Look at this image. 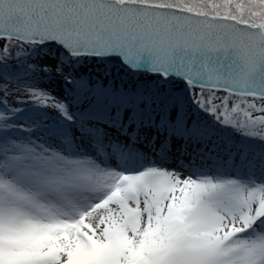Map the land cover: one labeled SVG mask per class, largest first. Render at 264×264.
I'll use <instances>...</instances> for the list:
<instances>
[{
	"label": "snow or ice",
	"instance_id": "snow-or-ice-1",
	"mask_svg": "<svg viewBox=\"0 0 264 264\" xmlns=\"http://www.w3.org/2000/svg\"><path fill=\"white\" fill-rule=\"evenodd\" d=\"M255 125L264 0H0V264H264Z\"/></svg>",
	"mask_w": 264,
	"mask_h": 264
},
{
	"label": "rangeland",
	"instance_id": "rangeland-1",
	"mask_svg": "<svg viewBox=\"0 0 264 264\" xmlns=\"http://www.w3.org/2000/svg\"><path fill=\"white\" fill-rule=\"evenodd\" d=\"M241 2H243V1L241 0ZM45 52H47L46 49H45ZM34 62H38L41 65L47 64V65L52 66V67H54L55 66V63H56V61L53 58V56H47V55H40V56H38L37 57V60L34 61ZM91 64H92V62L89 64L88 68L90 67ZM83 74H84L85 77L91 76L93 79L96 78L95 77V74H93L92 72H84ZM51 77H52V79H48L45 74L39 73V74H34L32 76H29V77H25L22 82H28V83H31V85L34 86V87L46 89L49 92H51L54 96L61 97V98L64 97L67 94V89H66V87L63 84L62 78L57 75V73L55 72V70H53L51 72ZM122 77L125 78L126 80L128 79L127 76H122ZM41 80L44 81V82H46L48 84V86H44L43 83H38ZM8 87H9V91L10 92H15L17 90V88H18V85L15 84V83H12V84H9ZM19 87H21V90H23L22 89V85L19 86ZM203 90H205V89H203ZM11 99L27 100V99H29V97H27L26 95H21L19 97L13 96V97H11ZM31 111H33L31 105L24 106V112L25 113H28V112H31ZM38 111H49V112L52 113L51 115H53V116L56 115V112L53 109L38 110ZM22 121L23 120H21L20 122H22ZM253 132L257 136V133L254 130H253ZM232 135L234 137H236V139H240L237 134L232 133ZM111 163L113 165H115V164H117L119 162L113 160V161H111ZM167 164L169 166H171L172 165V161L171 160L167 161Z\"/></svg>",
	"mask_w": 264,
	"mask_h": 264
},
{
	"label": "trees",
	"instance_id": "trees-1",
	"mask_svg": "<svg viewBox=\"0 0 264 264\" xmlns=\"http://www.w3.org/2000/svg\"><path fill=\"white\" fill-rule=\"evenodd\" d=\"M242 1L245 2L246 0H242ZM212 2H213V0H208V3H212ZM216 2L217 3H223V0H216ZM234 2H241V0H234ZM11 43L12 44H16L15 41H12ZM91 62H92V64L88 68V66H89V64ZM106 67L113 68V66L110 67V65H106ZM80 71L82 73H84V72H92L93 74H95V77H97L102 72V68L99 66V64L97 62L88 61L82 66ZM114 72H115V69H114ZM121 76H125V75H123L121 73ZM123 79H125V78H123ZM140 79L146 81V80H151L152 78L148 77V74H141ZM181 87H183V86L181 85ZM189 91H190V95H193V96L199 94L201 91H203L205 93V95H208V92H209L208 90H202V89H198V88L190 89ZM214 95L217 96V97H224V96H227L228 94L227 93L225 94V92L216 91L214 93ZM230 99L232 100L233 103H240L243 98H239V97L233 96V97H230ZM247 99L251 102L253 98L248 97ZM217 102H219V101H217ZM255 103H257L259 105L260 104V100L255 99ZM191 107L193 109V115L201 116V117H204L205 120H208L209 122L211 121V118L207 117V116H205V114L199 112V110L195 108V105H191ZM253 130L257 133V136H259L261 134V132L264 131V129H261L260 125H255L253 127Z\"/></svg>",
	"mask_w": 264,
	"mask_h": 264
},
{
	"label": "water",
	"instance_id": "water-1",
	"mask_svg": "<svg viewBox=\"0 0 264 264\" xmlns=\"http://www.w3.org/2000/svg\"><path fill=\"white\" fill-rule=\"evenodd\" d=\"M46 50L48 51V49H46ZM52 51H54V52L56 51L55 47L52 48ZM224 63L227 64L228 61H224ZM108 65H110V67L113 66V64H111V63L108 64ZM141 74H146V73H144L143 70H141ZM196 88L201 89V88H199V87H196ZM205 90H208V89H205ZM208 91H209V90H208ZM219 91H221V92H225V91H223V90H219ZM226 93H227V92H225V94H226ZM227 94H228V93H227ZM251 98H252V97H251ZM256 99L259 100V98H256Z\"/></svg>",
	"mask_w": 264,
	"mask_h": 264
},
{
	"label": "bare ground",
	"instance_id": "bare-ground-1",
	"mask_svg": "<svg viewBox=\"0 0 264 264\" xmlns=\"http://www.w3.org/2000/svg\"><path fill=\"white\" fill-rule=\"evenodd\" d=\"M52 52L54 53V51H52ZM38 83H43L44 86H48V84H47L46 82L42 81V80L39 81ZM22 122H23V121H22ZM22 122H21V123H22Z\"/></svg>",
	"mask_w": 264,
	"mask_h": 264
}]
</instances>
